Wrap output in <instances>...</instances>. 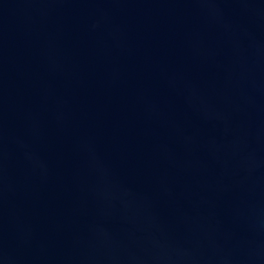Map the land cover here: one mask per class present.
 Listing matches in <instances>:
<instances>
[{
    "label": "water",
    "instance_id": "1",
    "mask_svg": "<svg viewBox=\"0 0 264 264\" xmlns=\"http://www.w3.org/2000/svg\"><path fill=\"white\" fill-rule=\"evenodd\" d=\"M0 264H264V0H0Z\"/></svg>",
    "mask_w": 264,
    "mask_h": 264
}]
</instances>
